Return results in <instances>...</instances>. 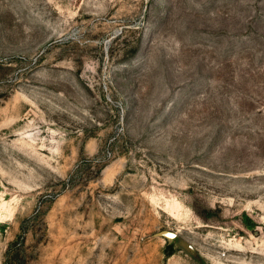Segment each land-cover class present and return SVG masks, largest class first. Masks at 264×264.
Returning <instances> with one entry per match:
<instances>
[{
	"label": "rangeland",
	"instance_id": "obj_1",
	"mask_svg": "<svg viewBox=\"0 0 264 264\" xmlns=\"http://www.w3.org/2000/svg\"><path fill=\"white\" fill-rule=\"evenodd\" d=\"M0 264H264V0H0Z\"/></svg>",
	"mask_w": 264,
	"mask_h": 264
},
{
	"label": "water",
	"instance_id": "obj_2",
	"mask_svg": "<svg viewBox=\"0 0 264 264\" xmlns=\"http://www.w3.org/2000/svg\"><path fill=\"white\" fill-rule=\"evenodd\" d=\"M159 235L166 236V237H173V234L167 231H162Z\"/></svg>",
	"mask_w": 264,
	"mask_h": 264
}]
</instances>
